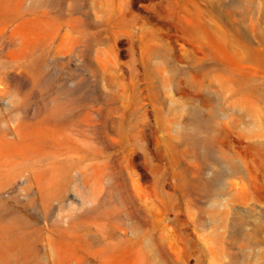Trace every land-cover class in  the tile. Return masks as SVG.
Masks as SVG:
<instances>
[{"label":"rangeland","instance_id":"obj_1","mask_svg":"<svg viewBox=\"0 0 264 264\" xmlns=\"http://www.w3.org/2000/svg\"><path fill=\"white\" fill-rule=\"evenodd\" d=\"M44 117L0 264H264V0H0V130Z\"/></svg>","mask_w":264,"mask_h":264},{"label":"bare ground","instance_id":"obj_2","mask_svg":"<svg viewBox=\"0 0 264 264\" xmlns=\"http://www.w3.org/2000/svg\"><path fill=\"white\" fill-rule=\"evenodd\" d=\"M14 93L16 95V91ZM24 107L23 102H20L14 116L23 113ZM12 123L0 130V244L6 247L5 251H0V257L6 260L16 256L35 258L39 229L33 221L37 216V204L44 211V216L50 215V200L60 194L66 181L37 180L34 172L41 161L35 147L38 128L34 125L42 127L44 132L41 134L44 136L51 128V121L44 117L35 122L27 119L25 122ZM18 180H21L20 184ZM3 191L8 192L12 201L5 200L6 196L1 194ZM22 193L25 196L20 198ZM12 204L16 205L15 208ZM54 222L56 226L59 225L58 219Z\"/></svg>","mask_w":264,"mask_h":264}]
</instances>
